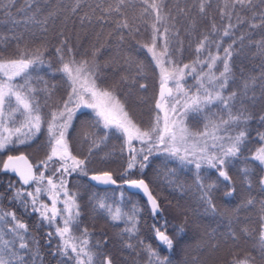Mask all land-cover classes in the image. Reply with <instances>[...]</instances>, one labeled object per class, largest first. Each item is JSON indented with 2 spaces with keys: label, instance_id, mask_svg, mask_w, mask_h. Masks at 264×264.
I'll return each mask as SVG.
<instances>
[{
  "label": "snow or ice",
  "instance_id": "snow-or-ice-1",
  "mask_svg": "<svg viewBox=\"0 0 264 264\" xmlns=\"http://www.w3.org/2000/svg\"><path fill=\"white\" fill-rule=\"evenodd\" d=\"M0 5V13L11 17L16 9L27 17L13 24L34 22L41 28L39 35L13 34L11 52L0 47V157H6L0 159V174L16 177L0 191V264H44L40 239L16 211L4 210V201L35 217L33 227L40 230L53 264H115L107 234L94 240L83 225L85 212L123 225V249L143 253L147 264H173L161 250L171 253L190 224L212 240L219 237L212 249L251 236L230 222L224 233L209 232L211 225L203 221L227 216L216 200L231 203L237 195L230 170L249 192L255 185L264 195V0H186L175 8L165 0H23L20 8L17 0L8 5L0 0ZM73 16L81 28L99 29L87 47L74 46L68 35L66 21ZM57 19L61 29L52 44L48 25L51 21L55 27ZM149 27L148 42L137 40ZM181 37L195 38L188 45L195 58L187 63ZM50 49L55 63L46 55ZM141 54L147 64L136 58ZM249 56L261 60L252 72L243 66ZM148 69L157 77L158 92L149 118L142 120L134 105H147L140 93L148 91ZM45 74L58 79L59 86ZM189 114L203 121L201 130L188 128ZM109 138L120 141L115 153L123 157L119 173L96 167L109 163L112 154L94 158V149ZM254 140L260 144L255 149ZM33 142L45 153L36 163L12 154ZM83 143L89 144L87 154L80 150ZM177 169L193 170L198 206L190 211L177 204L181 222L172 224L164 215L168 209L160 184L182 192L184 185L172 179ZM81 179L104 195L93 192L85 200ZM111 186L119 189L118 200L108 193ZM137 196L144 200L142 207L132 199ZM257 205L261 229L252 249L256 255L234 253L229 264H256L257 256L264 262V199L246 198L241 207Z\"/></svg>",
  "mask_w": 264,
  "mask_h": 264
},
{
  "label": "trees",
  "instance_id": "trees-1",
  "mask_svg": "<svg viewBox=\"0 0 264 264\" xmlns=\"http://www.w3.org/2000/svg\"><path fill=\"white\" fill-rule=\"evenodd\" d=\"M63 3H71V0H61ZM96 0H87V3L93 4ZM139 3V0H136ZM186 0H165V3L168 4V7L175 8L177 4L181 7L185 5ZM4 5L9 4V0H3ZM3 5H0L2 7ZM23 7V0H17V8ZM84 11H88L87 8ZM139 9H137V14H139ZM81 15L83 13H80ZM28 15H33V13L29 12ZM37 19H41L39 14H36ZM27 17L21 13H19L16 9H13L11 13V17L8 14L0 13V47H8V51H13L15 45L11 43L13 34L16 36L23 35L27 32H35L37 35L41 33L40 26L36 25L34 22L31 24L26 23H17L13 24L12 20H20L24 21ZM63 19V17H61ZM61 19H57L55 21V27H53V23L50 21L48 28H49V38L51 39V43L55 44L56 41L53 39L56 35V31L61 29ZM75 20L76 22L73 23L72 21ZM68 23V35L74 37L73 45L76 46L77 44L87 47L88 44L92 41V32L99 31V29H90L87 26L81 28L79 25L78 19L73 16L67 19ZM147 23L151 24V18H148ZM141 28H144V24H140ZM259 33V29L256 30ZM149 33L150 27L147 31H142L140 35L136 37L137 40L141 42H148L149 40ZM78 36L79 40H76L75 37ZM184 41V52H183V61L189 62L191 59H194V55L189 49V43L195 44V38L189 39L188 37H181ZM258 38V37H257ZM227 39V38H226ZM105 40L108 46H112L113 49L115 48L114 45L111 44V40L107 38V33H105ZM22 46V45H21ZM127 46V41L125 43ZM51 49L49 53L50 58L55 63V57L50 55ZM110 53V55H113ZM145 64L148 63V58L146 54H141L136 57ZM107 59V56L105 57ZM235 59V57H233ZM261 63V60L258 57L249 56L247 59H244V68L246 72H252L253 68ZM254 74H258V71ZM45 79H48L50 83H55L59 86L60 81L58 79H54L51 76L45 74ZM149 84V88L147 92H142L140 95L147 100V105H134V110L136 111L138 117L142 120H147L149 118L151 104L153 102V98L156 96L158 92V83L157 77L153 75L151 69L147 70V81ZM62 95V92L58 93ZM256 124H253L255 127ZM120 141L114 138H109L108 141L101 144L100 149H94V158L96 160H100L104 157H108L109 154H112L109 158V163L107 165H100L97 164L96 167H110L115 173H119L121 170V163L123 161V157L116 155L115 153L119 149ZM260 144L255 140L252 142L251 147L253 149L258 148ZM89 148L88 143H83L81 146V152L87 154ZM23 152L26 153L34 163L38 159L44 158V151L38 149L35 142H33L32 146L22 145L19 147V150L14 153ZM13 154V153H12ZM6 157H0V159ZM174 167L175 165H171ZM156 167L160 168L163 172V164L160 159H156ZM255 171L258 172V169ZM230 175H233L235 180V185L237 188V195L232 198L231 203H225V201L221 199H217L216 203L221 210L222 214L227 213L226 217L221 218H214L208 216L204 219L203 223L205 225H211L208 231L212 232L214 229H218L219 232L224 233L228 230V224L231 223L233 229L237 232L242 233L244 229H247L249 233H251L250 237H245L241 235V239L238 245H233L232 243L224 244L220 243L218 249H212L211 245L216 243L219 240V237H216L215 240L210 239L207 236H204L202 230H197L196 227L193 225H188L186 228L185 233H181L177 236L178 243L174 246V249L171 253H166L161 250V254L169 255L172 259L173 264H229L230 260L232 259V255L235 253L239 257H243L249 252H252V255H256V252L252 251L254 243H256L258 239V235L261 229V222L259 217V205L256 206L255 209H250L248 207H241L243 202L246 198L255 197L257 199H264V195L260 194V190L258 187L254 185L253 191L249 192L248 189L245 187L240 175L236 173L235 170H230ZM152 176V173L149 172V177ZM215 176H212V179H215ZM173 180L177 182V184L184 185V190L181 191H172L171 187H166L163 182L160 184V191L161 196L166 198L165 206L168 209L164 215L165 217L172 223L178 224L181 222L179 209L177 208V204L181 206H187L188 209L191 211L192 208L198 206L197 196L198 193L196 191L193 170L192 169H177L176 174L172 177ZM6 180H16V177L7 176L0 174V191L3 190V184ZM163 181V176L161 177ZM84 188L80 189L81 195L86 200L87 197L93 192H99L101 195H104V192L101 188L92 187L89 185L86 179H81L78 181ZM72 186V181L69 182V187ZM119 191L117 186H111L108 189V193L112 196L114 200H118L116 192ZM127 189L125 192L127 193ZM139 206L144 205V200L141 199L139 196L132 198ZM171 202L169 205L167 202ZM4 210H12L16 211L17 214L19 209L15 205H9L7 201L3 202ZM128 207V202L126 201L123 205ZM201 214H203V210L201 209ZM84 216H86L85 220L91 226L94 231L102 230L107 234V238H109V242L111 245L107 248V251L113 256L115 264H132V261L135 260L137 264H147V258L143 253L140 255H135L131 252V250L123 249L121 241V228L123 225L113 226L112 223L107 221L101 216H95L94 214H89V212H85ZM195 219H199V217H194ZM144 219H148L147 216H144ZM223 219L224 222H221ZM150 222V221H149ZM36 223V219L32 216L31 224H32V234L37 236L41 241V248L44 252V264H53L52 257L47 255V249L44 247L43 236L41 235L40 230H37L33 225ZM162 223V221H161ZM43 231H47V229H43ZM144 231V229H142ZM153 244V247H157L155 241H150ZM256 264H264V262L259 260L257 256Z\"/></svg>",
  "mask_w": 264,
  "mask_h": 264
},
{
  "label": "flooded vegetation",
  "instance_id": "flooded-vegetation-1",
  "mask_svg": "<svg viewBox=\"0 0 264 264\" xmlns=\"http://www.w3.org/2000/svg\"><path fill=\"white\" fill-rule=\"evenodd\" d=\"M19 209V208H18ZM18 217L25 223H27L29 225V230L30 232L32 233V224H31V220H32V216H29V215H24L20 212H18ZM86 216H83L82 219H83V225L85 227H88L89 231L91 233H93V239L94 240H99L101 238V234L104 233L106 234L104 231L102 230H99V231H94V229L91 228V226L89 225V223H87V221L85 220ZM108 242H109V238H108ZM110 244V242H109Z\"/></svg>",
  "mask_w": 264,
  "mask_h": 264
},
{
  "label": "rangeland",
  "instance_id": "rangeland-1",
  "mask_svg": "<svg viewBox=\"0 0 264 264\" xmlns=\"http://www.w3.org/2000/svg\"><path fill=\"white\" fill-rule=\"evenodd\" d=\"M187 63V62H185ZM213 111H219L218 109H213ZM223 115V113H221ZM187 124L188 128L192 131H199L203 127V121L202 120H194L193 115L189 114L188 119L185 121ZM117 198L119 197V191L116 192Z\"/></svg>",
  "mask_w": 264,
  "mask_h": 264
},
{
  "label": "water",
  "instance_id": "water-1",
  "mask_svg": "<svg viewBox=\"0 0 264 264\" xmlns=\"http://www.w3.org/2000/svg\"><path fill=\"white\" fill-rule=\"evenodd\" d=\"M13 154H14V155L24 154V155L28 156L26 153H23V152L13 153ZM28 159H29L30 162L34 163V162L32 161V159H31L29 156H28Z\"/></svg>",
  "mask_w": 264,
  "mask_h": 264
}]
</instances>
